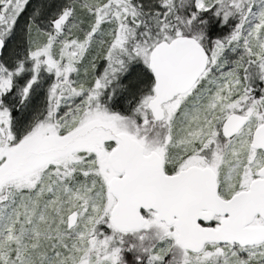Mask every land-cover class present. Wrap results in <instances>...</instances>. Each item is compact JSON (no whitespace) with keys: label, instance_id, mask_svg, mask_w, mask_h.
Here are the masks:
<instances>
[{"label":"snow or ice","instance_id":"6c2138e0","mask_svg":"<svg viewBox=\"0 0 264 264\" xmlns=\"http://www.w3.org/2000/svg\"><path fill=\"white\" fill-rule=\"evenodd\" d=\"M0 264H264V0H0Z\"/></svg>","mask_w":264,"mask_h":264}]
</instances>
